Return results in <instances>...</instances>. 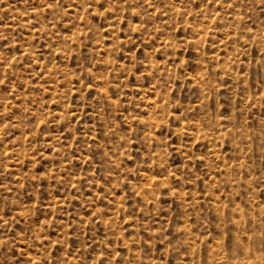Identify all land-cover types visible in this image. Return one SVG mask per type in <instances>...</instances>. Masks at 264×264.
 <instances>
[{
	"label": "rangeland",
	"instance_id": "rangeland-1",
	"mask_svg": "<svg viewBox=\"0 0 264 264\" xmlns=\"http://www.w3.org/2000/svg\"><path fill=\"white\" fill-rule=\"evenodd\" d=\"M0 264H264V0H0Z\"/></svg>",
	"mask_w": 264,
	"mask_h": 264
}]
</instances>
